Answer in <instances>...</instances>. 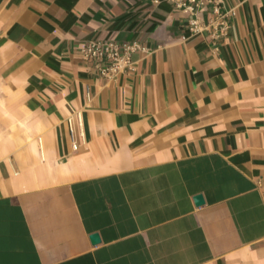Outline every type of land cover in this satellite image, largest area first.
<instances>
[{
	"label": "crops",
	"instance_id": "0c3cea01",
	"mask_svg": "<svg viewBox=\"0 0 264 264\" xmlns=\"http://www.w3.org/2000/svg\"><path fill=\"white\" fill-rule=\"evenodd\" d=\"M202 1L227 34L167 0H0V264H264V0ZM95 39L148 53L110 79Z\"/></svg>",
	"mask_w": 264,
	"mask_h": 264
},
{
	"label": "built area",
	"instance_id": "2783aa9c",
	"mask_svg": "<svg viewBox=\"0 0 264 264\" xmlns=\"http://www.w3.org/2000/svg\"><path fill=\"white\" fill-rule=\"evenodd\" d=\"M154 1L156 3L160 0ZM167 1H170L176 8L190 15L189 29L195 34L208 29L213 30L212 34L215 37L227 34L230 27L229 18L235 13L234 8L221 11L218 6H214L215 16L207 23H203L198 15L204 5L202 0ZM80 52L85 60L100 61L101 74L114 79L120 73L133 71L137 63L134 54L137 52L148 53V48L137 41L119 42L115 39H95L86 41ZM73 148H77L76 143H73Z\"/></svg>",
	"mask_w": 264,
	"mask_h": 264
},
{
	"label": "water",
	"instance_id": "95a60500",
	"mask_svg": "<svg viewBox=\"0 0 264 264\" xmlns=\"http://www.w3.org/2000/svg\"><path fill=\"white\" fill-rule=\"evenodd\" d=\"M194 200H195V203L197 204V205H200V204H202L203 203V196H202V194H196L195 196H194ZM91 240H92V242L93 243H97V242H99V235H98V233H92L91 234Z\"/></svg>",
	"mask_w": 264,
	"mask_h": 264
}]
</instances>
